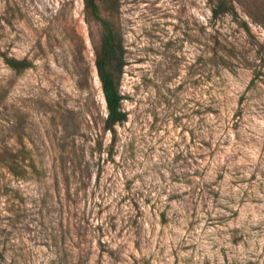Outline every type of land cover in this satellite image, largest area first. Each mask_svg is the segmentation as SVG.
<instances>
[{
    "label": "rangeland",
    "instance_id": "rangeland-1",
    "mask_svg": "<svg viewBox=\"0 0 264 264\" xmlns=\"http://www.w3.org/2000/svg\"><path fill=\"white\" fill-rule=\"evenodd\" d=\"M229 1L117 0L106 130L83 0H0V264H264V0Z\"/></svg>",
    "mask_w": 264,
    "mask_h": 264
},
{
    "label": "trees",
    "instance_id": "trees-1",
    "mask_svg": "<svg viewBox=\"0 0 264 264\" xmlns=\"http://www.w3.org/2000/svg\"><path fill=\"white\" fill-rule=\"evenodd\" d=\"M208 1L212 4L211 11L214 17L235 14L234 6L229 0ZM83 3L85 14L95 20L101 30L100 42L94 51V64L107 111L104 128L111 130L116 124L126 119V112L122 109L124 96L120 91L125 50L117 24L118 2L117 0H83ZM3 61L16 72H21L31 65L25 58L18 59L5 54H3Z\"/></svg>",
    "mask_w": 264,
    "mask_h": 264
}]
</instances>
